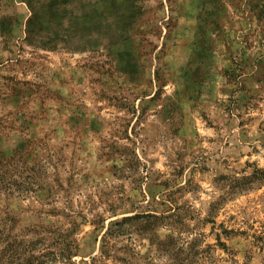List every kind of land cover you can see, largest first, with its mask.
Returning a JSON list of instances; mask_svg holds the SVG:
<instances>
[{"label": "rangeland", "instance_id": "obj_1", "mask_svg": "<svg viewBox=\"0 0 264 264\" xmlns=\"http://www.w3.org/2000/svg\"><path fill=\"white\" fill-rule=\"evenodd\" d=\"M0 264H264V0H0Z\"/></svg>", "mask_w": 264, "mask_h": 264}]
</instances>
